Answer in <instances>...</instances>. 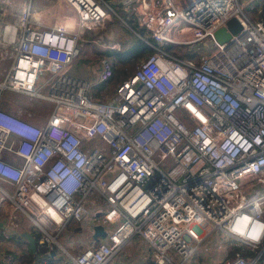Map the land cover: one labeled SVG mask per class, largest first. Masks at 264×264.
<instances>
[{
  "label": "built area",
  "instance_id": "built-area-1",
  "mask_svg": "<svg viewBox=\"0 0 264 264\" xmlns=\"http://www.w3.org/2000/svg\"><path fill=\"white\" fill-rule=\"evenodd\" d=\"M115 1L152 52L107 101L90 95L107 57L93 79L72 62L103 0L0 24V91L51 105L38 125L0 100V264H35L19 226L39 233L37 264H110L133 237L148 264H264V0ZM230 18L239 31L217 43Z\"/></svg>",
  "mask_w": 264,
  "mask_h": 264
},
{
  "label": "rangeland",
  "instance_id": "rangeland-1",
  "mask_svg": "<svg viewBox=\"0 0 264 264\" xmlns=\"http://www.w3.org/2000/svg\"><path fill=\"white\" fill-rule=\"evenodd\" d=\"M18 1V0H17ZM109 8L105 7L107 11V17L102 20L96 28L91 31H85L77 41V49L78 53L75 55L74 60L72 61L74 64L79 65L78 67L82 68V71L86 72L84 76L93 79L95 77V73L99 67V61L101 57H107L106 54H102V50L112 49L110 47H114L115 49L120 46V42H130L131 40L137 39L136 34H140L142 31L137 25L129 24L123 21V19L114 11L113 7H111V3L117 6H120L115 0H103ZM21 6V1H18ZM41 0H35L34 9H40L43 6ZM4 6V3H0V7ZM11 10V13L7 17H1L2 20L0 23L4 22L5 20H9L13 15L16 14L19 8H14L12 6L8 7ZM125 12V17L130 22H134L133 20V9L132 7L122 9ZM133 20V21H132ZM137 37V38H136ZM212 42L209 40L208 45H211ZM172 52L174 54H185V50L181 49L180 47L172 48ZM144 55V54H142ZM111 63L113 61L109 58ZM114 66H117L114 64ZM122 69L126 72H130L133 69V64L128 61V63L120 65ZM122 76L113 77L111 80L105 82L100 88L96 87L95 83L90 90V95L96 99L101 101L109 100L113 95V86L117 82V80ZM0 99L7 103V106L10 110L15 111L18 110L21 113L28 112L32 114L31 116L35 118L44 117L45 114L50 112L51 105L50 103H45L44 105L39 104L34 99H28L24 94L20 92H15L12 90H2L0 92ZM22 116H24L22 114ZM31 118V117H29ZM43 119V118H41ZM72 223H69L67 227H71ZM211 238L209 240L210 247L215 250V244H217L215 240H220L221 242H226V239L222 234L216 235L215 232L211 233ZM81 240V239H80ZM25 244V243H24ZM23 244V245H24Z\"/></svg>",
  "mask_w": 264,
  "mask_h": 264
},
{
  "label": "crops",
  "instance_id": "crops-1",
  "mask_svg": "<svg viewBox=\"0 0 264 264\" xmlns=\"http://www.w3.org/2000/svg\"><path fill=\"white\" fill-rule=\"evenodd\" d=\"M18 1H21V6L18 3ZM0 0V3H4V6H2L4 8V12L3 14H1L0 12V22L2 20L1 17H7L9 16L11 13V10L8 8L9 6H12L14 8H19L16 12V14L18 13V11L20 10L21 7L26 6L27 4L29 5L30 10H36V11H43L42 15L44 17H47L49 15L52 14V10L51 11H46L44 10V8H46V6H44L46 3H48V0H41L44 3L43 6L40 9H34L36 8L34 6L35 4V0ZM1 8V7H0ZM4 15V16H2ZM1 24V23H0ZM5 68V66L3 64L0 63V80L2 79L3 76V69ZM93 87V86H92ZM2 91V90H1ZM0 91V92H1ZM2 97V96H0ZM1 100V99H0ZM5 105L6 110L10 111L11 113H14L16 115H19L20 117H23L27 120H30L31 122L40 125L43 121V119L41 118H45L46 114L44 117L41 118H35L33 116H31L32 114L25 112V113H21L18 110L12 111L8 108L7 103L5 101L2 102ZM22 114L24 116H22ZM31 117V118H29ZM7 158L11 159L14 161V159L10 156H7ZM1 222H2V218L0 217V229H1ZM20 225V224H19ZM19 236L12 238V242L13 244H17L23 247L28 248L27 242L26 240L21 236V232L22 231H28L30 232V228H27L25 226H19ZM216 235H218L217 232H215ZM25 243V244H24ZM24 244V245H23ZM148 252H147V248L144 246L143 240L139 239L137 237H133L132 239H130V241L126 242L120 249L119 253L117 255H115L113 257V259L111 260L110 264H148Z\"/></svg>",
  "mask_w": 264,
  "mask_h": 264
},
{
  "label": "trees",
  "instance_id": "trees-1",
  "mask_svg": "<svg viewBox=\"0 0 264 264\" xmlns=\"http://www.w3.org/2000/svg\"><path fill=\"white\" fill-rule=\"evenodd\" d=\"M111 7H113L114 11L117 12V14H119V16L123 19L124 22L133 24L134 26L136 25L135 22L132 23L129 21L131 19L125 17V12L122 10L120 6L111 3ZM119 45L120 46H118L117 49L112 48V49L102 50V54H106L107 56H109V58H111V60L113 61V64L111 63L110 59L107 58L111 65V75L107 80L97 83L95 85L96 87L100 88L105 82L111 80L113 77L119 76V74L122 75L120 76V78L126 76L128 72H126L124 69L119 67L120 65L126 64L128 63V61H130L133 64V61L138 57L142 56V54L146 55L152 52L151 48L148 45H146L143 41H141L139 38L131 40L129 43L120 42ZM172 48L173 47L168 45L164 47V49L167 51L171 50ZM114 64L118 65V67L114 66ZM29 230L34 238V243H35L34 254H37V256H41L46 248L43 243H39L37 241L39 237V233L33 228H30ZM249 255H251V253ZM253 264H260V263L258 261H255Z\"/></svg>",
  "mask_w": 264,
  "mask_h": 264
},
{
  "label": "water",
  "instance_id": "water-1",
  "mask_svg": "<svg viewBox=\"0 0 264 264\" xmlns=\"http://www.w3.org/2000/svg\"><path fill=\"white\" fill-rule=\"evenodd\" d=\"M240 25L234 18H230L226 21L225 26L221 27L214 31L213 38L217 43L224 42L230 34H235L239 31ZM95 230H100V228L96 227ZM21 236L26 240L28 248L30 251H35V243L32 234L28 231H22ZM52 254V252H50ZM40 256L35 255V264H37L38 260H40Z\"/></svg>",
  "mask_w": 264,
  "mask_h": 264
}]
</instances>
